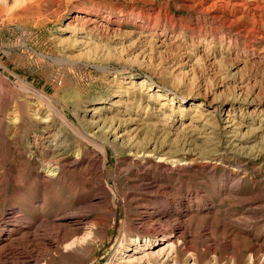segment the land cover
Wrapping results in <instances>:
<instances>
[{"label":"rangeland","instance_id":"1","mask_svg":"<svg viewBox=\"0 0 264 264\" xmlns=\"http://www.w3.org/2000/svg\"><path fill=\"white\" fill-rule=\"evenodd\" d=\"M4 1L0 237L12 229L14 239L0 249V264H131L124 262L131 238L151 240L175 224L186 226L177 236L176 264H264V111L248 113L256 107L249 105L235 138L219 129L223 113L241 104L238 93L264 99V28L239 16L230 28L210 30L187 0ZM81 13L115 34L84 45L63 30ZM148 33L178 45L162 54L133 44ZM185 53L187 66L177 74L169 61ZM101 105L95 121L137 118L143 125L136 136L121 141L110 121L91 123ZM208 112L206 126L200 120L196 131L182 128L192 114ZM43 134L62 145L59 154L42 152ZM156 151L174 161L157 162Z\"/></svg>","mask_w":264,"mask_h":264},{"label":"bare ground","instance_id":"2","mask_svg":"<svg viewBox=\"0 0 264 264\" xmlns=\"http://www.w3.org/2000/svg\"><path fill=\"white\" fill-rule=\"evenodd\" d=\"M143 1V0H142ZM189 2V5L193 7L194 9V14L195 17L198 20H201L203 23V25H208V28L210 30L214 29L215 27L218 28H230V23L233 19L239 17V16H244L246 17V21L248 24L252 25L253 27L256 26V28H264V0H187ZM3 3H5L4 0H0V4L3 5ZM187 5V4H186ZM1 6V5H0ZM3 12V10H1L0 8V15ZM6 11L4 10V13ZM81 13V14H75L73 16V18L71 20H69L65 26H64V31L69 32L73 38H77L80 39L79 41L81 43H83L84 45H88L91 44L93 41H90L91 39L94 38H102L107 36L109 33H112L114 31V28L109 27V25L106 24H102L97 22L94 18ZM225 17V20H222L223 22L220 21V17ZM238 19V18H237ZM236 22V21H233ZM201 24V25H202ZM237 25V24H236ZM197 26V25H196ZM241 26V25H240ZM205 27V26H204ZM249 27V26H248ZM245 28V27H244ZM116 29V28H115ZM118 29V28H117ZM208 29V30H209ZM237 29V28H236ZM251 29V27L249 28ZM113 30V31H112ZM215 30V29H214ZM220 30V29H219ZM254 30V28H253ZM152 31V30H151ZM121 32V30H120ZM132 32V31H131ZM228 32V30H227ZM114 33V32H113ZM119 33V32H118ZM116 31V34H118ZM133 33V32H132ZM179 33V32H178ZM115 34V33H114ZM125 34V32H124ZM130 34V33H129ZM126 34V35H129ZM134 34V33H133ZM142 34V33H141ZM247 34V33H246ZM246 34H244L246 36ZM137 35V34H136ZM178 35V34H177ZM117 36V35H116ZM120 36V35H119ZM118 36V37H119ZM125 36V35H124ZM132 36V35H131ZM134 36V35H133ZM141 37H135L136 40L135 42H133V44H139V43H146V46L150 45L151 47H153V49L159 50V53L166 52L170 47H174L175 45L177 46L178 44H176L177 40L176 38H173L172 40H169L168 38H166L165 36L163 37L162 33H153V34H143L140 35ZM180 36V35H179ZM235 37L238 36V33L236 32L234 34ZM261 36V35H260ZM114 37V36H113ZM176 37V36H175ZM216 37V36H215ZM115 38V37H114ZM138 38V39H137ZM209 38V37H208ZM212 38V37H211ZM84 39H87V42L84 41ZM187 39V38H186ZM252 39H257L259 40L258 43H260L261 39H258L255 37V35L252 36ZM212 40V39H211ZM210 40V41H211ZM78 41V43H79ZM225 41V40H224ZM181 42V41H180ZM209 42V41H208ZM212 42V41H211ZM264 42V41H263ZM213 43V42H212ZM222 43V42H221ZM234 43V41H233ZM236 43V42H235ZM246 43V42H245ZM248 43V42H247ZM132 44V43H131ZM132 44V45H133ZM196 44V43H195ZM249 44V43H248ZM145 45V44H144ZM180 45V44H179ZM187 45V44H186ZM200 45V44H198ZM233 45V44H232ZM121 46V45H120ZM134 46V45H133ZM142 46V45H141ZM263 46V45H262ZM143 47V46H142ZM172 47V48H173ZM181 47V46H180ZM184 47V46H183ZM201 47V46H200ZM220 47V46H219ZM260 47V46H259ZM118 48V47H117ZM189 48V47H188ZM204 48V47H203ZM149 48H145L143 50H146ZM151 49V48H150ZM181 49V48H179ZM184 49V48H182ZM186 49V48H185ZM201 49V48H200ZM220 49V48H219ZM251 49V48H250ZM264 48H262L263 50ZM152 50V49H151ZM150 50V51H151ZM221 50V49H220ZM227 50V49H226ZM142 51V50H141ZM175 51V50H174ZM179 51V50H178ZM188 51V50H187ZM207 51V49H206ZM171 52V51H170ZM176 52V51H175ZM182 52V51H181ZM215 52V51H214ZM146 53V52H145ZM152 53V52H151ZM172 53V52H171ZM178 53V52H177ZM191 53V51H190ZM141 54V53H140ZM143 54V53H142ZM156 54V52H155ZM169 54V52H168ZM204 54V53H202ZM221 54V53H220ZM247 54V53H246ZM146 55V54H145ZM149 55V52H148ZM141 56V55H140ZM153 57V55H151ZM172 54L170 55V57H168L169 59L171 58ZM198 56V55H197ZM207 56V54H206ZM225 56V55H224ZM223 56V58H225ZM232 56V55H231ZM151 57V58H152ZM213 58V55L211 56ZM167 58V57H166ZM165 58V59H166ZM191 58V57H190ZM198 58V57H197ZM207 58V57H206ZM205 58V59H206ZM236 58V57H235ZM150 59V58H149ZM164 59V58H163ZM187 53L185 54H178V55H174L171 60L169 61V65L172 66V71L173 72H177L180 73L181 70L187 66ZM200 59V58H199ZM209 59V58H208ZM234 59V58H233ZM162 60V58H161ZM160 60V61H161ZM190 60V59H189ZM203 60V58H202ZM201 60V61H202ZM214 60V59H213ZM212 60V61H213ZM242 60V59H241ZM246 60V59H245ZM248 60V58H247ZM159 61V62H160ZM164 61V60H163ZM161 61V63L163 62ZM198 60L195 61V63ZM218 61V60H217ZM244 61V60H243ZM155 62V61H154ZM190 62V61H189ZM220 62V61H219ZM246 62V61H245ZM193 63V62H192ZM213 63V62H212ZM215 63V62H214ZM213 63V64H214ZM230 63V62H229ZM194 64V63H193ZM209 64V63H208ZM239 63L236 64V66ZM245 64V63H244ZM168 65V67H169ZM192 65V64H191ZM248 65V64H246ZM256 65V64H255ZM161 66V65H160ZM166 66V65H165ZM212 68V67H210ZM238 68V67H237ZM241 68V67H239ZM249 68V67H248ZM189 69V68H188ZM250 69V68H249ZM194 70V69H193ZM166 71V70H165ZM188 71V70H187ZM252 71V70H251ZM189 72V71H188ZM227 72V71H226ZM185 74L186 71L184 72ZM172 74V73H171ZM211 74V73H210ZM129 82H127L128 84ZM141 84V83H140ZM247 84V83H246ZM143 87V86H142ZM150 87V86H149ZM130 88V87H129ZM242 88V87H241ZM132 89V88H131ZM127 90V89H126ZM125 90V91H126ZM124 91V92H125ZM245 91V90H244ZM123 92V90H122ZM156 93L159 92L158 90L155 91ZM240 92V91H239ZM252 92V91H251ZM121 93V92H120ZM156 97H160L161 100H165V98L159 94H156ZM248 93V92H247ZM254 93V92H253ZM257 93V92H256ZM255 93V94H256ZM125 94V93H124ZM258 94V93H257ZM260 94V93H259ZM150 95V94H149ZM153 96V95H152ZM171 97V96H170ZM151 98V97H150ZM154 98V97H153ZM157 100V99H156ZM235 100H239V103H241L239 106L237 107H231L228 110H226L223 113V118L221 117V125L219 127L220 131L223 132V134L225 133L227 135L228 138H235L236 137V133L238 132L239 128H241L240 126L243 125L244 123H246L245 121V116L248 115L247 112L249 110V105L253 106L252 103H255L256 107L252 110H250L248 113H256L258 111H264V107L262 108V106H264V99L258 98L257 96H247L245 94H240L238 93V95L236 96ZM125 101V100H124ZM123 102V101H122ZM126 102V101H125ZM121 104V103H120ZM127 104V103H126ZM131 104V103H130ZM163 104V103H162ZM129 105V104H128ZM171 105V104H170ZM104 105H101L99 108H96L94 111L91 112L92 114V119L93 121L91 123H95V125L97 124H101V126L107 127L104 123H107V121H110V125L109 128L112 131V134L115 136L117 135L116 139H120L121 141H125V137H129L132 135L136 136V133H138V131L141 129V126L143 124H141V122L137 121L136 119H120V120H115L113 117L111 118H107V116L98 119L95 121V116L98 115L99 113H101L100 111L105 109V107H103ZM131 106V105H130ZM132 107V106H131ZM156 107V106H155ZM192 107L194 108H200L201 104L198 105H193ZM215 107V106H214ZM219 107V106H218ZM130 108V107H129ZM149 109V108H148ZM198 109L196 110V112H198ZM122 110V109H121ZM180 110V109H179ZM123 111V110H122ZM146 111V110H145ZM200 111V110H199ZM215 111V110H214ZM117 112V111H116ZM128 112V111H127ZM172 112V111H171ZM216 112V111H215ZM259 112V113H260ZM129 113V112H128ZM154 113V112H153ZM135 114V113H134ZM199 114V113H198ZM214 114V113H213ZM117 115V114H116ZM169 115V114H168ZM210 115V112L206 113V114H199L197 115L192 114V119L190 120V122L188 124H184L182 125V128H188V132L190 131H196L195 129L192 128L193 124L198 122V121H205L203 126H206V122L209 120H204V118L208 117ZM256 115V114H255ZM114 116V115H113ZM145 116V115H144ZM158 116V115H157ZM184 116V115H183ZM216 116V115H215ZM167 117V116H166ZM116 118V117H115ZM118 118V117H117ZM129 118V117H128ZM132 118V117H131ZM162 118V117H161ZM215 118V117H214ZM262 118V117H261ZM119 119V118H118ZM254 119V118H253ZM139 120V119H138ZM188 120V121H189ZM211 120V119H210ZM258 120V119H257ZM143 121V120H142ZM259 121V120H258ZM88 122V121H87ZM128 122H133L135 127L134 128H125L124 125H126ZM145 122V121H144ZM168 122V121H167ZM167 122L165 124H167ZM217 122V121H216ZM164 121L161 123L163 124ZM211 123V122H210ZM261 123V122H260ZM145 124V123H144ZM214 124V123H213ZM212 124V125H213ZM220 124V123H219ZM200 125V124H199ZM210 125V124H209ZM130 126V125H129ZM170 126V125H169ZM219 126V125H218ZM246 126V125H245ZM258 126V125H257ZM103 127V128H104ZM166 127V126H165ZM215 127V126H214ZM248 127V126H247ZM252 128V127H251ZM258 128V127H257ZM144 129V127H143ZM156 129V128H155ZM197 131H199V129L196 127ZM201 129V128H200ZM203 129V128H202ZM201 129V130H202ZM217 129V128H215ZM253 129V128H252ZM161 130V129H160ZM163 130V129H162ZM213 130V129H212ZM251 130V129H250ZM263 130V129H261ZM142 131V130H141ZM156 131V130H155ZM217 131V130H216ZM240 131V130H239ZM255 132V130H252L251 132ZM175 132V131H174ZM180 132V131H179ZM134 133V134H133ZM183 133V131L181 132ZM187 133H184V135ZM211 134H213V132H210ZM215 133V132H214ZM217 133V132H216ZM49 133H47L48 135ZM179 134V133H178ZM204 135V134H203ZM53 136V135H52ZM162 136V135H161ZM166 136V135H165ZM187 136V135H186ZM191 136V135H190ZM193 136V135H192ZM205 136V135H204ZM209 137H207L206 139H211L212 135H208ZM171 137V136H170ZM217 137V136H216ZM226 137V138H227ZM51 138L49 136L46 135H42L41 140L47 142V145L42 146L41 145V150L42 152L50 153L51 154H59L62 150V145L58 144V142L56 143V138L53 137L52 139H48ZM185 138V137H183ZM214 138V137H213ZM240 138V137H239ZM238 138V139H239ZM124 139V140H123ZM195 139V138H194ZM62 140V139H61ZM130 140V139H129ZM128 140V141H129ZM168 140V139H167ZM186 140V139H185ZM191 140V139H190ZM205 140V139H203ZM213 140V139H212ZM229 140V139H228ZM232 140V139H231ZM182 141V140H181ZM193 141V140H191ZM223 141V140H222ZM36 142V141H35ZM34 142V143H35ZM61 142V141H60ZM127 142V141H126ZM131 142V141H130ZM187 142V141H186ZM190 142V141H189ZM207 142V141H206ZM235 142V141H234ZM67 143V142H66ZM232 143V142H231ZM33 144V143H32ZM36 144V143H35ZM128 144V143H127ZM134 144V143H133ZM132 144V146H133ZM181 144V143H180ZM183 144V143H182ZM190 144V143H189ZM192 144V143H191ZM194 144V143H193ZM207 144V143H206ZM237 144V143H235ZM38 145V144H37ZM129 145V144H128ZM154 145V144H153ZM186 145V143L184 144ZM238 145V144H237ZM29 146V145H28ZM35 146V145H34ZM65 146V144L63 145ZM227 146V145H226ZM231 146V145H230ZM182 147V146H181ZM212 147V146H211ZM235 147V146H234ZM64 148V147H63ZM131 149V148H130ZM160 149V148H159ZM157 150V148H156ZM161 150V149H160ZM185 150V149H184ZM34 151V150H33ZM142 151V150H141ZM149 151V150H148ZM147 151V152H148ZM146 152V151H145ZM143 152L145 155L146 153ZM181 152V151H180ZM185 152V151H184ZM189 151H187L188 153ZM141 153V154H143ZM64 154V153H63ZM143 154V155H144ZM150 154V153H149ZM148 154V155H149ZM153 154H155V158H157V162H163L164 160L170 159V161H174L173 159H171L170 157H167L164 153L160 154V151H156ZM152 155V154H151ZM212 155V154H211ZM140 156V155H139ZM142 156V155H141ZM140 156V157H141ZM147 156V155H146ZM180 156V155H179ZM143 157V156H142ZM141 157V158H142ZM173 157V156H172ZM177 157V156H176ZM183 157V156H182ZM175 158V157H174ZM178 158V157H177ZM151 159V158H150ZM187 159V158H186ZM42 160V159H41ZM48 160V159H47ZM60 160V159H59ZM155 160V159H154ZM210 160V159H209ZM44 161V160H43ZM218 161V160H217ZM47 162V161H46ZM72 162V161H71ZM156 162V163H157ZM181 162V161H180ZM185 162V161H184ZM191 162V161H189ZM45 163V162H44ZM50 163V162H49ZM187 163V162H186ZM46 164V163H45ZM69 164V163H68ZM71 164V163H70ZM158 164V163H157ZM156 164V165H157ZM177 164V163H176ZM185 164V163H184ZM155 165V166H156ZM175 165V164H174ZM188 165V164H187ZM54 166V167H53ZM66 166V165H65ZM173 166V165H171ZM180 166V165H179ZM183 166V165H182ZM185 166V165H184ZM47 167V166H46ZM52 168L51 172L53 170H56L55 168V164L51 163L50 166ZM156 168V167H155ZM180 168V167H179ZM161 169V168H160ZM62 171V170H61ZM57 172V171H56ZM59 173V172H58ZM49 174V173H47ZM54 176V175H53ZM48 177V176H47ZM52 177V176H51ZM44 179V178H43ZM157 191V190H156ZM144 205V204H143ZM78 208V207H77ZM79 209V208H78ZM77 210V209H75ZM141 211V210H140ZM75 213V212H74ZM151 214V213H150ZM60 217V216H59ZM58 218V217H57ZM159 218V217H158ZM157 219V217L155 218ZM57 220V219H56ZM149 220V219H147ZM178 220V219H177ZM74 222L78 223V219L77 220H73ZM150 221V220H149ZM161 221V220H160ZM80 222V221H79ZM176 222V221H175ZM174 222V223H175ZM45 224V222H43ZM64 223V222H63ZM82 223V222H81ZM170 223V222H169ZM158 224V223H157ZM64 225V224H63ZM75 225V224H74ZM60 226L61 223L57 222L52 224L51 223V227L54 228L53 229V233L55 234V237L59 236V230H60ZM11 227V226H10ZM37 227V226H36ZM150 227V226H149ZM159 227V226H158ZM170 227V225H169ZM50 228V227H49ZM155 228V227H153ZM161 228V226H160ZM159 228V229H160ZM163 228V226H162ZM166 228V227H165ZM37 229V228H36ZM51 229V228H50ZM168 229V228H167ZM39 230V229H38ZM156 230V229H155ZM185 230H186V226L181 227V225L179 224H175L172 225V227L170 228V230H158L154 233V237L151 240H139L138 238L132 239L129 241V245L127 246V250L125 251V255H124V262L126 263H136V264H145L148 263L150 260H158L160 262H162L163 264L166 261L169 260H174L176 259L174 256H176V252H177V248L178 245L180 244L177 240V236H182L183 234L185 235ZM13 232L12 229L10 230H6L5 233H2L1 237H0V249L6 248L7 246L11 247V242L14 239V236L11 237V233ZM38 232V231H37ZM28 233V231H27ZM40 233V232H39ZM89 233V232H88ZM29 234V233H28ZM36 231L33 232L32 237L35 236ZM23 235V234H22ZM42 235V234H41ZM183 235V236H184ZM3 236V237H2ZM28 236V235H27ZM19 237V236H18ZM21 237V236H20ZM16 238V237H15ZM88 238V236L86 237V239ZM28 240V239H27ZM84 240V239H83ZM16 241V240H15ZM47 243H52V244H56V241H53L52 238L48 237L47 234V239H46ZM58 242V241H57ZM75 241H73L74 243ZM88 242V241H87ZM18 243V241H17ZM11 244V245H10ZM57 245V244H56ZM12 250V249H10ZM170 264V263H169ZM173 264H176L175 260L173 261Z\"/></svg>","mask_w":264,"mask_h":264}]
</instances>
